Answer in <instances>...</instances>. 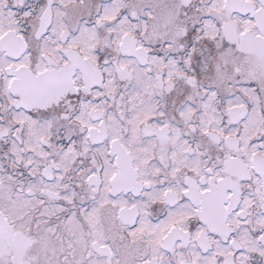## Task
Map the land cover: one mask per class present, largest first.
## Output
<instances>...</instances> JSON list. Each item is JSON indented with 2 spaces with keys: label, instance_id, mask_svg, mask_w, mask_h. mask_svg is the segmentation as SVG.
Instances as JSON below:
<instances>
[{
  "label": "snow or ice",
  "instance_id": "obj_1",
  "mask_svg": "<svg viewBox=\"0 0 264 264\" xmlns=\"http://www.w3.org/2000/svg\"><path fill=\"white\" fill-rule=\"evenodd\" d=\"M0 264H264V0H0Z\"/></svg>",
  "mask_w": 264,
  "mask_h": 264
}]
</instances>
